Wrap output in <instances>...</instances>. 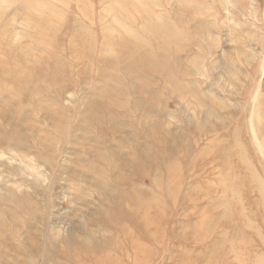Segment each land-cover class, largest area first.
Masks as SVG:
<instances>
[{"label":"rangeland","instance_id":"374dc122","mask_svg":"<svg viewBox=\"0 0 264 264\" xmlns=\"http://www.w3.org/2000/svg\"><path fill=\"white\" fill-rule=\"evenodd\" d=\"M258 109L264 0H0V264L83 260L67 239L114 238L106 208L129 222L137 195L162 209L149 264L251 263L222 231L212 140L260 139ZM157 126L177 137L172 154Z\"/></svg>","mask_w":264,"mask_h":264},{"label":"bare ground","instance_id":"6f19581e","mask_svg":"<svg viewBox=\"0 0 264 264\" xmlns=\"http://www.w3.org/2000/svg\"><path fill=\"white\" fill-rule=\"evenodd\" d=\"M261 113V110L258 109V116H262ZM255 128V135L258 134L260 139L258 137L242 138L230 130H225L227 131L225 138L220 140V134L217 135L212 140V145L216 150L214 157H217L218 165L224 169V173L217 178L218 181L216 182V189L223 200L220 210L222 231L231 230L234 235H230L239 241L238 244L236 242V247L230 248V252L233 253L237 260H240L242 255L245 256L247 254L248 257L251 254L252 260H250L252 262L249 264H264V249L258 250L260 248H255L256 245L264 248V162L260 161L256 156V150H260L262 153L264 151L261 147L264 144V116H262L261 124ZM154 129L156 128H153L151 132L153 143L168 148V152L172 154L173 148L177 146V137L173 133L172 135L169 132L161 133L160 128L157 126L160 137ZM194 143L198 144L199 139H195ZM156 148L157 146H154L153 149ZM135 153L140 154L136 157L140 161H143L144 156L147 154L142 153L137 148ZM185 157L186 153L177 155L174 168L170 170L171 176L168 178L170 184L178 175V170ZM198 159L189 161L188 166L196 163ZM177 178L180 179V177ZM179 190L180 187H174L173 185V194ZM194 196V190H190L186 195L188 199ZM129 204V222L126 219L124 222H119L124 219L120 215L118 203L110 206L109 209L108 207L106 208L107 214L108 211H111L115 216L111 220L108 218V231L115 234L114 238H98L92 242H90V238L82 239L81 241L75 237L67 239L70 251L79 247L85 253L84 259L79 260L75 264H83L84 262L87 264H124L122 259L123 256L127 257V254H130L131 264H149L147 262L150 259L147 257L148 248L149 246H155L161 240L156 235L161 229L157 216L162 213V209L157 206L155 199L148 198V200H145L144 197L138 195L135 198H130ZM193 207L195 208L196 204H193ZM136 219H138L134 224L136 229L132 227L126 228L132 225L131 221H136ZM99 224L100 222L97 220L95 225ZM200 224L206 227L209 224L207 217L202 219ZM90 235L95 237L97 233L96 231H91ZM200 244H203V242ZM215 245L213 244L210 250L208 249L209 247L206 248L213 256L218 255V246L216 247ZM204 247L202 246L201 248L206 250ZM239 254L240 256H238ZM71 255L72 253L69 254V257ZM221 256L219 257L220 259ZM224 259L222 260L223 263ZM244 261L246 262V260ZM238 264H241L240 261Z\"/></svg>","mask_w":264,"mask_h":264}]
</instances>
